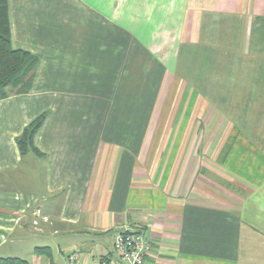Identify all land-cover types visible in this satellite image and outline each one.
Returning <instances> with one entry per match:
<instances>
[{
  "label": "crops",
  "instance_id": "obj_1",
  "mask_svg": "<svg viewBox=\"0 0 264 264\" xmlns=\"http://www.w3.org/2000/svg\"><path fill=\"white\" fill-rule=\"evenodd\" d=\"M7 1L40 64L0 100V258L121 264L132 231L144 264H264V0Z\"/></svg>",
  "mask_w": 264,
  "mask_h": 264
},
{
  "label": "trees",
  "instance_id": "obj_2",
  "mask_svg": "<svg viewBox=\"0 0 264 264\" xmlns=\"http://www.w3.org/2000/svg\"><path fill=\"white\" fill-rule=\"evenodd\" d=\"M39 64L40 60L37 56L12 47L9 4L7 0H0V100L14 95L28 94L33 88ZM46 117V113L40 115L17 138L23 156L29 152L39 157L45 156L36 147L35 137ZM0 264H29V262L18 258H0Z\"/></svg>",
  "mask_w": 264,
  "mask_h": 264
},
{
  "label": "built area",
  "instance_id": "obj_3",
  "mask_svg": "<svg viewBox=\"0 0 264 264\" xmlns=\"http://www.w3.org/2000/svg\"><path fill=\"white\" fill-rule=\"evenodd\" d=\"M152 248L151 242L140 232H120L114 242V250L121 264H144ZM79 253L69 256L71 264H78ZM100 264H109L101 261Z\"/></svg>",
  "mask_w": 264,
  "mask_h": 264
},
{
  "label": "rangeland",
  "instance_id": "obj_4",
  "mask_svg": "<svg viewBox=\"0 0 264 264\" xmlns=\"http://www.w3.org/2000/svg\"><path fill=\"white\" fill-rule=\"evenodd\" d=\"M133 82V81H132ZM198 124V123H197ZM141 123L140 122H131V125H130V127H131V130H140V127H141ZM231 126H232V122H227L226 123V127H225V130L226 129H229V128H231ZM132 139V138H131ZM132 141H133V139H132ZM230 144V139H228L227 138V144ZM30 155H32V154H30ZM12 253V250H10V245L9 244H7L6 246H4L3 248H2V250L0 251V256H14V255H10Z\"/></svg>",
  "mask_w": 264,
  "mask_h": 264
}]
</instances>
